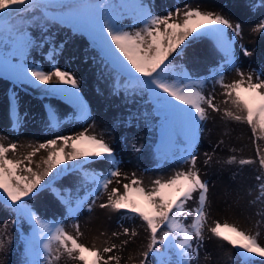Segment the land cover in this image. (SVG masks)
<instances>
[{
  "label": "snow or ice",
  "instance_id": "6c2138e0",
  "mask_svg": "<svg viewBox=\"0 0 264 264\" xmlns=\"http://www.w3.org/2000/svg\"><path fill=\"white\" fill-rule=\"evenodd\" d=\"M50 8L62 11L53 15L47 11ZM32 10H40L41 19L45 21L66 24L74 31L89 36L94 46L101 49L105 60L126 77L127 89L141 94L146 92L161 117V142L174 145L183 163L189 167L187 170H177L166 179H154L150 189H146L133 174L130 182L123 185L122 193L118 188L108 192L112 178L120 177L121 172L116 166L113 147L102 137L86 132L75 136H58L33 147L23 159L8 158L9 152H16V144L5 146L0 143V197L4 198V204L11 202L15 206L13 211L34 222L32 236L26 245L28 252L32 257L43 256V264H57L62 256L79 261L80 264H112L113 261L119 264L120 257L108 256L105 259L103 255L112 253L115 244L104 247L102 254L100 249L89 248L78 242L81 235L79 224L73 226L77 233L73 236L62 224L46 223L29 207L30 199L38 196L42 189L51 187L52 180L49 177L54 180L66 173L81 170L82 182H90L95 188V192H90V195H98L101 190L108 192L107 203L99 204L101 209H110L142 221V227L148 233V243L147 250L142 253L141 264H149L150 254L157 257V264H193V259L199 256V248L203 245L209 192V184L201 179L197 168L195 146L201 122L208 119L205 105L214 112L220 109L213 103L212 95L203 93L202 81H194L184 70L176 72L173 54L180 55L183 52L181 46L187 48L196 39L211 38L225 54V62L239 76L238 80L225 83L223 73L216 74L219 79L215 82L224 89L223 95L227 97L224 102L236 110L226 109L224 116L237 122H246L252 135L264 140V72L245 74L240 70L238 57L232 51L235 43L233 38L241 36V25H233L225 16L213 11H202L198 7L178 8L175 13L154 15L143 0H120L119 3L116 0H0V71L7 68L19 82L38 83L52 93L69 92L77 99L82 117L87 115V110L79 100V83L72 73L59 67L44 71L27 63V55L34 42L21 14ZM129 10L136 13L143 27L130 31L120 23ZM254 30L264 33V20ZM241 51L244 56L251 55L246 48L241 47ZM49 56L53 58L54 50ZM17 57L21 62L14 64ZM54 120V114L50 115L49 122ZM175 126H178V132L173 131ZM41 150L47 152V157L36 164L38 170L34 171L33 157ZM257 156L259 167L264 170V155L260 154L259 148ZM77 161L104 162L113 167L106 177L95 172L89 173L84 164H77ZM226 162L235 163L236 158L232 157ZM239 163L247 165L252 161L241 159ZM256 180L260 183L253 202L264 203V172ZM194 194H198V203L192 209L187 204L196 199ZM61 198L69 205V212H73L72 201ZM95 202L93 199L92 203ZM258 215L264 217V210ZM187 219H190V223L185 224L183 221ZM209 231L237 250L240 264H264V245L259 242V233H246L227 222H216ZM123 235H129L127 228ZM136 235L133 230L131 236ZM40 246L43 252L39 251ZM3 248V242H0V250ZM28 264L40 262L33 258Z\"/></svg>",
  "mask_w": 264,
  "mask_h": 264
},
{
  "label": "rangeland",
  "instance_id": "374dc122",
  "mask_svg": "<svg viewBox=\"0 0 264 264\" xmlns=\"http://www.w3.org/2000/svg\"><path fill=\"white\" fill-rule=\"evenodd\" d=\"M147 1L148 0H143L145 4ZM116 2L119 3L120 0H116ZM128 2H131V0H128ZM162 4H164L163 6L168 7L179 4L181 10L187 7H198L202 11H213L217 14L225 16V18H228L233 23V25L239 23L241 25V36L233 38L235 43L233 44L232 51L233 54L238 57V66L240 70L245 74H259L264 72V52L261 51L260 53H256L251 47L243 42V34H247V36L250 37L249 41H253L255 43L264 41V33L254 30L258 27L259 23L264 20V0H178L173 3ZM47 11L55 15L62 10L58 8H50L47 9ZM21 15L23 17L27 32L34 42V46L29 50L28 56L33 53V51H37L38 55L41 56V52L43 51L42 49L47 44L54 42L57 37H76L85 43L84 47L86 54L89 56V58L91 57L93 63L99 67L95 68L93 71V76H95L96 80L99 82H91L88 87L91 97L93 94L94 97L91 98L88 93H86L87 98L89 101H91L90 106L93 107V105L98 101H108L107 98L111 97L113 92H118L121 94H131L132 92L139 93L138 91H133L126 88V77H124L122 74H119L118 70L114 68L110 62L105 60L101 49L97 46H94L93 41L89 36L83 34L82 32L74 31L66 24H60L56 21H45L41 19L42 12L40 10H32L27 13H22ZM120 23L130 31H135L138 28L143 27V25L138 22L136 13L132 10L126 12ZM230 33L231 30H229V34ZM181 47L183 48V52L180 55L173 54L175 57L173 60V65L175 66L176 72L179 73L181 70H184L190 74L191 77L193 74H195L196 79L194 81L204 82L208 80L216 87V93L220 99L223 97L224 89H222L219 84L215 82L219 79V76L216 74L222 72L225 83H232L234 80L239 79L236 71L225 62V54L217 48L215 42L211 38L202 37L192 41L187 48H184V46ZM241 47L248 49V51L251 52V55L244 56L241 51ZM178 52H180L179 49ZM47 58H49V56H47L45 59ZM36 59L37 58H32L29 63L33 65H38L39 63L41 64V61L37 62ZM53 64L54 63H51L48 66H53ZM8 73L9 72L7 68H5L3 71H0V80H10L8 79ZM3 85L4 86H2L0 96L4 99L5 88L7 86L5 83ZM18 87L23 92L30 91V89L25 86L18 85ZM141 95H143V100L145 101L144 103L146 106L142 110V120L145 123H151L155 130L156 145L152 148L155 153L154 159L159 162L158 164H169L172 169L175 170V172L177 170H187L189 165L183 163L181 160V154L177 151V148L174 145L164 144L161 142V117L157 114V106L155 103H153L146 92L143 94L140 93V96ZM36 96L40 98L39 95ZM87 98L82 97L80 101L85 102ZM12 100H14L12 102L15 103V105H12L11 109L17 110L20 107V102L15 100L14 95ZM90 106H87V109L89 110L88 121L81 125L80 131L77 134L86 132L89 135H96L97 131L95 124L97 121L98 109H95L94 107L91 109ZM205 107L207 110L208 119L204 122H201L202 126L206 124L209 125L212 117H214L213 119L220 117L226 118L224 116V111L226 109L233 112L236 111L231 107V105L228 106L227 104L219 105V112H214L211 109H208L206 105ZM52 110L53 109L51 108H47L45 111L52 112ZM74 112L78 116H81L77 107V103ZM148 119L150 122H148ZM173 131L178 132V126H175ZM247 131L249 132L248 145L245 148L247 157H243V159L252 161L250 164L251 172L249 176H247L250 183L246 184L245 187H241V184L244 181L243 177L246 176L244 173H238L235 177L233 176V178L223 177L222 179H217L214 184L210 183L209 181L208 202L206 205L207 223L204 227V238L210 235L212 240L214 239L215 244H220V246L223 247L221 248L222 250L220 254L212 256V260L214 257L216 264H240V258L237 254V250L214 237L209 231L211 227L215 226L216 222H220L221 224L225 222L233 224L239 229L252 235L259 233V242L264 245V217L258 215L259 212L264 210V203H261L260 201H256L255 203L253 202L258 195L257 189L260 183L258 180H256V177L264 172V170H261L259 167V157L257 156V148L260 149V154L264 155V140L254 137L252 135V130L248 125ZM198 133L203 137L205 135L202 129H199ZM77 134L75 132L72 134V136ZM0 143L4 144V142L1 140ZM196 149L197 148L195 146V151ZM115 154L117 159L116 151ZM209 157H211L210 161L208 160ZM10 159H14V157H10ZM197 160L200 161L197 167H200L199 171L201 179L204 181L206 179L207 182L209 180L210 173L214 172V170L217 169V166L222 161V159L218 158L217 155L215 156L212 154H203L197 156ZM205 161H208V163L206 164ZM155 162H153V165ZM76 163L80 164L83 162L78 161ZM83 164L84 168L86 169V165L88 163ZM69 166H71V164ZM106 166L110 167L106 168ZM106 166L104 167L105 169L103 167L99 169L97 174H103L107 177L110 172L109 170H112L113 166L110 164ZM243 166L244 165L240 166L239 172H241ZM68 175L67 177L66 175L63 176L64 178L59 176L54 180L52 177H49L48 179L52 180L51 187L42 189L38 196L29 200L28 203L31 210L48 224H52L49 221L50 218H57V216L60 215V221L55 222V225L62 224L65 230L73 236L77 235L73 226L75 224H79L81 235L78 237V242L89 248L92 247L89 246L88 243H90V240L96 235H98L96 237L102 238V242L100 243L99 248H97L100 249L101 252L104 247H110L113 244L119 245L118 243L120 241L117 242V240H112V235L115 233L116 229L120 228L118 237L122 239L123 236H125L123 235L125 227L119 225V222L114 224L116 220L115 215L112 217L111 221L108 218L106 219L107 214L105 212L111 211L110 209H101L99 207L98 201H96L95 204L92 203L94 195H90L89 193L95 192V188L90 182L81 185V191L77 192L76 194L72 196L69 194L66 195V193L60 189V187L63 186L62 184L64 182H68L72 178H76V176H78L75 172L69 176ZM54 181L56 182L53 183ZM112 185L113 183L109 185V188ZM114 187L118 188L117 186ZM44 195H48L47 197L50 198L51 201L56 205V211L55 209L50 210L56 207L45 208V202L43 201ZM61 197L70 199L72 201L71 207L74 209L73 212H69V205L66 204ZM194 197H196V199L189 201L187 207L192 209L197 207L198 194H194ZM3 200L4 198L0 197V206L7 209V217H0V242H3L4 244V248L0 250V264H28V261L33 258L38 260L40 264H43V256L32 257L26 247L27 241L32 236L34 222H29L25 217H22L19 213L13 211L15 206L11 205V202L4 204ZM247 202H249V204L252 202L248 212H246L248 208L246 209L244 207L247 205ZM111 212L117 213L113 211ZM245 212L248 214V216H246ZM119 215L121 218L122 216L123 218H128L127 220L130 223V226L128 227H133L137 235L131 236V232L133 230L128 229L129 235L126 236L127 243L124 241V244L119 247L122 249H120L118 253L112 252L103 254L102 252V254L105 256V259H107L108 256L120 257L119 264H141V261L143 260L142 253L147 250L148 233L142 227V221H140L139 218L133 219L130 217V215L126 217L121 213H119ZM13 221L16 223L14 224ZM134 244L140 245V248H138L135 252ZM39 251L43 252L42 246H40ZM256 259L258 260L260 258ZM210 261V255L202 254V260L200 261L201 264H210ZM57 264H80V262L71 261L66 256H62ZM112 264H115V262L113 261ZM149 264H157V257L150 254Z\"/></svg>",
  "mask_w": 264,
  "mask_h": 264
},
{
  "label": "bare ground",
  "instance_id": "6f19581e",
  "mask_svg": "<svg viewBox=\"0 0 264 264\" xmlns=\"http://www.w3.org/2000/svg\"><path fill=\"white\" fill-rule=\"evenodd\" d=\"M176 1L178 0H148L146 5L151 8L154 15L163 16L168 12L175 13V10L178 8L180 9V6L178 4L168 7L163 6L164 4L162 3H173ZM249 39L250 37L247 36V34H243L244 43L251 47L256 53H260L261 51L264 52V41L255 43L249 41ZM84 46L85 43L76 37H57L54 42L47 44L42 49L41 56L38 55L37 51H33L29 56L27 55V63L28 65H33L30 64L29 61L32 60V58H37V62L41 61V64L39 63L34 66L44 71H51L54 67H59L62 70L72 73L78 80L79 100H81L82 97L87 98L86 93L91 97L90 90H88L90 83L99 82L96 80V77L93 76L94 69L99 67H97L96 64L93 63L92 58H89L86 54ZM53 50L54 56L50 58L49 54L53 52ZM47 56H49V58L45 59ZM20 62L21 60L19 57L13 61L14 64H19ZM51 63H54L53 66H48ZM8 72V79L10 80H0V92L4 83L7 86L5 88L4 99L0 96V140L4 142L5 146L12 143L17 145L16 152H9L8 158L14 157V159H23L24 156L32 151L33 147L38 146L40 143L55 139L58 136H72L75 132L77 134L80 131L81 125L88 121L89 110L87 106L91 105V101H89L88 98L85 102L83 101L84 107L88 111L87 115L83 117L78 116L74 112L78 101L75 97H72L69 92L52 93L46 91V86L39 85L38 83H21L16 79L12 71L8 70ZM192 79H196L195 74L192 75ZM18 85L25 86L29 88L30 91L23 92L19 89ZM48 87H51V85ZM202 91L206 96L212 95L214 97L213 103L217 107L226 104L224 101L227 97L223 95L220 99L217 96L216 87L208 80L203 82ZM29 92H34L35 94ZM13 95L15 100L20 102V107L17 110L11 109V106L15 105V103L12 102L14 101L12 100ZM36 95H39L40 98ZM92 97H94V94ZM107 99L108 101L96 102L93 107L98 109V116L95 124L97 131L96 135L105 139L106 142L108 141L115 149L117 153L116 166L121 172L120 177L112 178L113 185L109 188L108 192H111V190L115 188L114 186H117L119 190L122 189L125 183L130 182L133 174L144 183L146 189L152 187V181L154 179H166L174 174L175 170H173L169 164H158L159 162L154 159L155 153L152 148L156 145L155 130L151 123H145L142 120V110L146 107L143 95L140 96V92H132L131 94L113 92V95ZM227 105L229 106L230 104ZM93 107L90 106L91 109ZM47 108L53 109L52 112L45 111ZM52 114H54L55 120L50 123L49 117ZM17 117H19V122H17ZM213 118L214 117L211 118L209 125H201L199 128L202 129L205 135L203 137L198 133L195 155L196 158L203 154L217 155L222 161L217 166V169L210 173L208 182L206 179L205 181L208 184L209 181L214 184L217 179H222L223 177L233 178V176L235 177L238 173H244L246 176L243 177L244 181L241 187H245L246 184L250 183L247 176H249L251 172V165H244L241 172H239L240 166H242L239 161L243 159V157H247L245 151L249 139L247 124L246 122H237L227 117ZM56 121H58V123ZM148 122H150L149 119ZM46 157L47 152L44 150H41L33 157L32 167L34 171L38 170L36 169V164L41 163ZM232 157L236 158V162L231 164L227 163L226 161ZM153 162H155L154 165ZM199 162L200 161L197 160V165H199ZM83 163H88L86 165V170L89 173L95 172L96 174L99 169L108 165V163H97L93 161H86ZM107 167L110 166H106V168ZM197 168L200 169L199 166ZM73 172L77 173L78 176L72 178L68 182H64L62 184L63 186L60 187L66 195L69 194L70 196L81 191V185L84 184L82 182L83 171L81 170L66 173L61 177L64 178L63 176L65 175L67 177L68 174L70 175ZM125 177H127V179ZM120 191L122 193L123 189ZM108 192H102L101 190L98 195L93 196V199L98 201L99 204L107 203ZM47 196L48 195L43 196L45 208L56 207ZM246 204L247 205L244 207L246 209L248 208L246 210V212H248L252 202L250 204L247 202ZM53 209L56 211L57 207L50 210ZM105 213L107 214L106 219L108 218L110 221L114 215L116 216L114 224L119 222V225L122 227L134 230L133 227H128L130 226L127 220L128 218H123V216L121 218L119 213H112L111 211ZM6 214L7 209L0 206V217L6 218ZM246 216H248L247 213ZM57 218H50L49 221L55 225V222L60 221V215H58ZM183 222L188 224L190 223V219H188V221L184 220ZM119 230L120 228L116 229L115 233L118 234ZM96 236L90 240L88 245L99 248L102 238ZM118 236L119 234L112 235V240H117V242L120 241L118 243L119 245H116L113 251L117 253L122 249L119 247H121L127 239L126 236H123L122 239ZM138 248H140V245L134 244V252ZM221 248L223 247L220 246V244H215L214 239L212 240L210 235L206 236L203 240V245L199 248V256L193 259V264H201L202 254L210 255V264H216L215 258L213 257L212 260V256L220 254Z\"/></svg>",
  "mask_w": 264,
  "mask_h": 264
}]
</instances>
